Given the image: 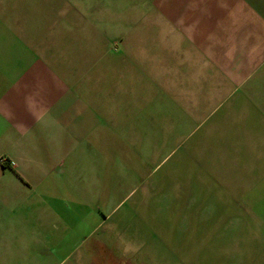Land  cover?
Returning <instances> with one entry per match:
<instances>
[{"label": "crops", "instance_id": "crops-1", "mask_svg": "<svg viewBox=\"0 0 264 264\" xmlns=\"http://www.w3.org/2000/svg\"><path fill=\"white\" fill-rule=\"evenodd\" d=\"M152 147L162 246L264 264V0H0V264L128 258Z\"/></svg>", "mask_w": 264, "mask_h": 264}, {"label": "rangeland", "instance_id": "rangeland-1", "mask_svg": "<svg viewBox=\"0 0 264 264\" xmlns=\"http://www.w3.org/2000/svg\"><path fill=\"white\" fill-rule=\"evenodd\" d=\"M110 1V0H106ZM106 3L111 2H104L102 4L106 5ZM102 10L104 13H106V7L103 6ZM109 13V12H108ZM106 13V14H108ZM102 19L109 21L110 19L107 17H102ZM242 114H231L230 115V121H235L237 118H241ZM168 132V136L169 133ZM183 135L187 133V130L182 131ZM173 133V132H172ZM156 149L157 152L153 157H155L154 161H151V170H152V179H151V191H150V198L152 205L148 209V205L145 206V225H148L146 227L147 233L146 236H144L143 241H140L139 238L136 236L135 241L133 243V246H129V256L127 257H115V258H105L104 260H107L108 262H111V264H208V259L205 256L204 250L206 249V243L200 242L198 245L194 244L195 247H193L192 251L190 250V244L191 243H184L186 245V250L181 252L179 250L178 253H175L176 250V242L175 237H178V235H182V233L185 235V232L189 230V226L187 222L179 221L180 216H175V213L172 214L171 217V228L167 229V250L162 246V243L159 242V227H158V189H157V172L159 167V156H158V149L160 147H152V149ZM163 147H161L162 149ZM173 147L167 146V152H169ZM188 149H190V146H187ZM163 152H161L162 154ZM167 162V161H166ZM166 162H163L162 165L168 166L167 169H174L175 163L168 162L166 165ZM185 163H183L184 165ZM161 166V165H160ZM164 170V168H163ZM154 175V176H153ZM172 194H174V191H171ZM169 197V195H168ZM173 197V195L171 196ZM154 206V207H153ZM169 224V221H168ZM142 229V224L136 222L135 229L137 230L138 227ZM133 229V227H132ZM171 230V231H169ZM176 232V233H175ZM122 244V243H121ZM193 245V246H194ZM123 254V252L121 253Z\"/></svg>", "mask_w": 264, "mask_h": 264}]
</instances>
